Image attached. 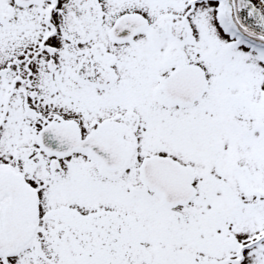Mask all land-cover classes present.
<instances>
[{"label": "snow or ice", "instance_id": "1", "mask_svg": "<svg viewBox=\"0 0 264 264\" xmlns=\"http://www.w3.org/2000/svg\"><path fill=\"white\" fill-rule=\"evenodd\" d=\"M0 264H264V0H0Z\"/></svg>", "mask_w": 264, "mask_h": 264}]
</instances>
